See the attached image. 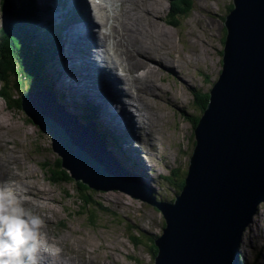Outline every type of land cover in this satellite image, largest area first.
Returning a JSON list of instances; mask_svg holds the SVG:
<instances>
[{"label":"water","instance_id":"95a60500","mask_svg":"<svg viewBox=\"0 0 264 264\" xmlns=\"http://www.w3.org/2000/svg\"><path fill=\"white\" fill-rule=\"evenodd\" d=\"M233 2L224 22L223 68L194 130L186 185L175 201H152L130 188L99 134L48 90L20 93L0 81L3 113L16 132L29 136L24 146L44 178L80 205L78 217L98 207L101 193L116 190L162 211L166 226L155 239L156 264H242L243 233L264 201V0ZM10 4L0 0L4 29ZM7 52L0 47V72L12 58Z\"/></svg>","mask_w":264,"mask_h":264},{"label":"rangeland","instance_id":"374dc122","mask_svg":"<svg viewBox=\"0 0 264 264\" xmlns=\"http://www.w3.org/2000/svg\"><path fill=\"white\" fill-rule=\"evenodd\" d=\"M138 1L143 3L142 13L146 20L145 33L148 32L151 40H149V36L145 39L140 29L136 28L139 31L137 40L145 44L150 43L152 57L157 59L156 62L158 61L157 64L147 62L146 66L150 65L154 72L148 74L147 80L138 81L143 83L140 89L143 93H147L144 94L147 95L145 101L151 104L152 121L154 122L151 124V128L157 137L152 142L143 139L140 146L139 142L134 140L135 146L129 147L127 153L131 159L134 158L135 160L126 156L129 161L127 163L129 166L135 164V167H140L134 168V170L141 169L144 175L128 172L139 176L141 181L149 179L147 175L150 174L151 178L153 177L157 180L156 182H159L157 186L155 182L152 183L158 192L157 194H165L168 198H172L174 191L177 190L173 186L175 183L162 180V176L171 175L175 168L180 169L182 167V170L185 167L186 171L189 168L190 158L193 156L196 143L194 135L196 127H194L193 117L199 114L196 109L198 106L195 101L196 94L207 92L208 89L211 90L223 68L222 50L224 49L223 39L226 34L224 22L228 6L233 0H192L188 14L176 17L180 21L177 26L167 23L170 20V14L174 11V0H161L158 12L153 13L152 17L146 11L147 8L151 11L154 4L146 7L149 3L148 0ZM45 4L48 5L49 3L46 1ZM51 4L52 2L49 6ZM37 17L38 23L53 21L51 15L45 10L41 14L42 20L38 11ZM142 22H144L143 19ZM1 27L2 19L0 17ZM9 29L10 26L6 31L8 32ZM151 33L154 34L153 37ZM64 38L65 35H61L62 46L60 50L53 51L55 54L60 51L63 56V61H55L56 66L60 65L57 67L61 73L56 82L57 87L54 89L57 88L58 91L66 94L70 93L72 98L68 96L66 98L67 103V100L84 103L83 101L86 99L83 95L68 90L79 89L65 72V67L67 70L69 69V72L74 69L69 67L72 59L69 58L70 54L66 52V47H68L69 52L76 51L73 46L79 45L80 40L73 44L71 42L73 38L67 42L64 41ZM123 45L125 52L126 44L124 41ZM132 46L130 44V49ZM160 53L168 59L171 57L176 65L172 64L174 67L169 65L166 62V57L161 56ZM128 59L130 73L136 74L131 57L129 56ZM75 60L77 62L78 58ZM140 74L143 72L140 71ZM149 80L152 86L156 85V91L154 88L147 91L149 90V85H147ZM144 85L148 87H144ZM65 89L67 92L63 91ZM80 112L78 111V114H81ZM149 112L150 108L147 110V113ZM6 115L8 112L4 114L0 106V125L10 134V139L13 141L10 144L11 147L17 146L22 158V166L11 156H1L0 174L6 173V175L15 176L24 182L25 189L23 188V191H26L24 198L28 199L31 209L45 219L42 230L48 236L47 238L56 244V251H61L63 257L81 264H156L155 258L158 254L153 258L152 251L143 242L154 241L151 238L161 237L163 234L166 218L162 211L146 201L134 198L129 193L116 190L108 195L101 193L97 197L100 205L97 208L92 207L86 209L87 211L84 210L87 218L94 215L93 218L99 220V223L91 224L88 223L85 216L84 218L78 217L77 212L80 205H77L73 199L66 198L65 200V196L59 191L58 186L50 185L44 178L24 146V142L29 139V136L16 132L17 125L10 122L9 116ZM102 118L108 126L109 119L104 117V113H102ZM133 118H137V116L133 115ZM14 122L18 123V121ZM31 134L29 135L31 136ZM19 142H21L20 145ZM172 143L176 145V149L169 152ZM128 144L129 142L126 145ZM0 148L4 151L2 146ZM150 152L155 154L144 157L146 161L151 160L154 166H148V163L140 161V154L144 155V153ZM0 153H2L1 150ZM169 153L171 157L177 160L176 165L172 164L173 160L170 157L167 158ZM119 162L122 166L120 160ZM153 167L154 172H152ZM158 175L162 176L158 177ZM117 195H121L123 200H118L120 197ZM253 220L244 235L242 252L245 254L243 255L245 264H264V207L258 211ZM135 237H139V239L136 238L135 241Z\"/></svg>","mask_w":264,"mask_h":264},{"label":"bare ground","instance_id":"6f19581e","mask_svg":"<svg viewBox=\"0 0 264 264\" xmlns=\"http://www.w3.org/2000/svg\"><path fill=\"white\" fill-rule=\"evenodd\" d=\"M46 1L49 4L52 2V4L49 6V4H45ZM63 1L65 2V7L61 5ZM101 1H103L104 3H99L95 8L92 9V5H90L89 1L87 0H34L37 7H45L41 11V14H43L45 10L53 18V21L55 23L53 24L59 28L60 48L62 46L61 35L63 34L65 35V42L73 38L71 42L75 44L80 40L79 45L73 46L76 51L69 52L68 47H66V52L70 54L69 58L72 59L69 67L70 69H74L72 72H69V69L67 70V67L64 66L65 72L68 75V78L72 82H74L76 84V87L79 89L76 90L72 88L68 90H71L73 93L83 95V97L86 99V101H83L84 103L90 102L89 104H91L92 101L101 103L102 113H104L105 118L109 119L107 125L111 128H119L123 131L132 132L133 134L135 133V142L138 141L140 146V143L143 139L152 142V140H156L155 138L157 137L153 134L151 128L152 125H150L154 124V122L152 121L153 116L151 114V104L145 101L147 100V95L144 94L147 93H143V91L140 89L143 83L138 82L142 81V79L147 80L146 77L148 76V74L154 72L150 68V65L146 66L147 62H155V64L158 63V61L156 62L157 59L152 57V50H150L151 45L149 46L150 43L145 44L142 43V41L140 42L139 40H137L139 31H137L136 28L140 29V32L145 39L149 36L148 32L145 33L144 25H146V20L143 17L142 13L143 3L139 2L138 0ZM150 1L151 0H148L149 3L146 5V7H149L153 4L154 7L151 9V11L149 10V8H147L146 12L150 17H152L153 13L158 12L159 3L161 2V0H152L153 2ZM65 8H73L77 17L64 20ZM142 19L145 23L142 22ZM48 23L50 24V21H48ZM152 34L153 33H151V36L153 37L154 34ZM149 40H151L150 36ZM123 41L126 44L125 52L123 49ZM130 44L133 45L132 49H130ZM59 54L60 61H63V56L60 51ZM160 54L161 56H165L162 53ZM129 56L131 57L132 66L133 68H135L136 74L130 73L131 71L129 68L128 59ZM77 58L78 61L76 62L75 59ZM166 62L169 65L175 64L171 57L169 59L166 57ZM140 71L143 72V74H140ZM147 85H149V90L147 91H151L152 88H154L155 91L157 90L156 85L152 86L150 80ZM147 85H144V87H146ZM63 91L67 92V89ZM55 92H57V94H53H56V96L59 98L61 97L58 96V93L66 95V98L68 96L72 98L70 93L66 94L64 92H60L57 88ZM64 100L65 103L68 104L66 102V99H62L63 102ZM116 106L119 107V111L115 110ZM148 108H150L149 113H147ZM81 114H79V116H81ZM133 115L137 116V118H133ZM143 118H146L150 122L148 123L149 125H144L143 122H146L144 120H141V123L137 120ZM96 131L99 132V130ZM12 142L13 141L10 139V134L6 132L0 125V146H2L4 149L3 151L0 148V150L2 151V153H0V157L11 156L12 158H15L22 166V158L19 154V150L15 145L11 147L10 144ZM119 149L123 151L121 146H119ZM125 153L129 157V159H131L127 151H125ZM153 154L155 153L150 152L148 154L144 153V155L140 154V161L148 163V166H154L151 160L146 161L144 157ZM116 160L120 164L119 160ZM131 160L135 159L132 158ZM160 160L162 159L160 158ZM121 163L124 165L122 160ZM132 163L134 162L132 161ZM125 164L128 166L131 172H136L137 175H144V172L141 169L134 170V168H140L137 166L135 167V164H133L131 168L126 162V159ZM152 172H154V167L152 169ZM27 174L30 177L28 171ZM147 176V178L149 179H143L144 183L149 184L150 179L156 182V179H154L153 177L151 178L150 174ZM161 176L158 175V177ZM4 184L16 187L20 195L23 197V206L26 208H32L27 201L28 199L26 200L24 198L26 191H23V188L25 189V184L23 181L15 176L6 175V173L3 175L0 174V185ZM117 197H120L118 198V200H123L121 195H117ZM41 231L42 233H44L42 229ZM45 237L48 240L49 244L53 247L55 255L44 256L43 264H81L80 262H76L69 258L63 257L61 251H56V244L48 239V236L46 234Z\"/></svg>","mask_w":264,"mask_h":264},{"label":"trees","instance_id":"16d2710c","mask_svg":"<svg viewBox=\"0 0 264 264\" xmlns=\"http://www.w3.org/2000/svg\"><path fill=\"white\" fill-rule=\"evenodd\" d=\"M191 4L192 0H174V11L170 14L171 17L167 23L177 26L180 21L179 18L176 19V17L188 14ZM11 7L13 8L10 17L11 24L9 25L11 28L8 32L4 28L0 29V47H6L9 52L7 53L12 57L5 61L4 67L7 71L3 69L4 67L1 68V84L4 88L16 89L20 93L28 89L33 90L35 87L40 89L47 88L51 92L56 93L53 87L52 76L49 73V68L51 67V50L49 43L52 42V37L49 35L50 29L47 26H38L36 24V18L33 14L30 0H13ZM233 7L234 3L232 1L227 11L229 12ZM7 20H9V18H7ZM223 42H225V37ZM27 87L29 88L27 89ZM210 91L196 94L195 101L198 104L196 109L199 114L193 117L194 127L198 125L203 113L208 107L211 97ZM60 97L61 100L66 99V95L64 94H61ZM84 110L86 112L83 111L81 115L82 120L87 122L92 129L96 130L98 124L96 121V110H94L92 106ZM101 135V137L106 140V138H104L106 135H104L103 132H101ZM118 145L120 146V144ZM181 168L182 167H180V169H173L171 175L162 176L166 181L178 185V195L182 194L189 172V168L187 171L185 167L182 170ZM172 201H175V199ZM93 216L94 215H91L90 217L92 220H94ZM163 226H166V221ZM136 238L139 239V237H135V241ZM143 243L150 248L153 258L160 253V248L153 240L144 241Z\"/></svg>","mask_w":264,"mask_h":264},{"label":"clouds","instance_id":"9594fccd","mask_svg":"<svg viewBox=\"0 0 264 264\" xmlns=\"http://www.w3.org/2000/svg\"><path fill=\"white\" fill-rule=\"evenodd\" d=\"M43 225L16 187L0 185V264H43L44 256L55 255Z\"/></svg>","mask_w":264,"mask_h":264}]
</instances>
